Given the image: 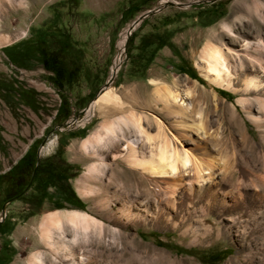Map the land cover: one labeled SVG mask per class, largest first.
<instances>
[{
    "label": "rangeland",
    "instance_id": "obj_1",
    "mask_svg": "<svg viewBox=\"0 0 264 264\" xmlns=\"http://www.w3.org/2000/svg\"><path fill=\"white\" fill-rule=\"evenodd\" d=\"M20 1L0 0V80L15 78L17 86L28 91L23 99L0 93V264H72V259L80 264H264V203H255L245 189L250 174L264 183V126L247 117L251 109L264 114L256 100L264 97V77L258 88L242 85L243 78L253 74L245 68L246 53L264 52V0ZM162 2L176 4H167L130 28L137 17ZM124 33V56L112 75ZM207 42L225 54L230 78L219 83L205 79L198 65L203 66L200 56ZM10 46L11 50H4ZM11 54L18 63L10 60ZM152 79L178 80L180 93L186 84L193 91L191 118L213 130L216 143L208 157H201L236 170L234 177L227 174L222 179V188L243 193L234 205H221L220 189L215 198L208 199L207 194L196 197L182 186L160 193L163 203L165 199L171 203L161 216L122 225L115 212L134 186L125 183L129 179L125 163L112 169L115 163L108 152L104 153L102 179L84 181L86 188L100 191L81 192L83 173L97 162L93 150H84L82 141L104 118L110 120L119 113L105 116L96 110L82 124L65 130L58 127L85 110L109 81L125 105L152 120L157 115L169 126L173 114L146 105L152 99ZM152 120H144V125L154 133ZM51 141L54 145L42 152L39 162L36 156L43 177L33 179V173L21 177L22 183L12 192L20 193L7 196L9 169L27 150L37 154ZM95 147L102 152L99 145ZM113 175L119 183L114 187L107 185ZM60 178L75 192L78 208L56 203ZM144 185L153 186L149 180ZM101 202L108 206L102 207ZM71 210L94 216L104 230H100V246L78 245L97 238L99 229L90 228L88 237L80 234L71 244L73 256L65 257V250L60 254L49 246L42 222L49 213H58L62 229L54 227V240L63 242L75 234L66 219ZM112 227L122 231L113 239Z\"/></svg>",
    "mask_w": 264,
    "mask_h": 264
},
{
    "label": "bare ground",
    "instance_id": "obj_2",
    "mask_svg": "<svg viewBox=\"0 0 264 264\" xmlns=\"http://www.w3.org/2000/svg\"><path fill=\"white\" fill-rule=\"evenodd\" d=\"M225 28L230 35H234L228 26H225ZM126 40V33H124L118 43L119 52L112 66V75L117 72V67L122 60ZM245 46L249 47V42H246ZM228 50L233 52L231 48H228ZM201 51L202 55L200 57L202 60L200 61H203V66L198 65V67L201 69L205 79L219 83L224 78H230V68H228L227 58L220 47L207 42ZM233 54L235 53L233 52ZM257 54L258 56L246 53L248 60L245 63V68H250L253 74L246 75L243 78L242 85L244 89H248L249 87L258 88L262 84V79L260 78L264 77V59H262L264 52L259 50ZM151 82L154 85L152 99L146 105L149 108L157 107L160 110H164L168 115L171 114L172 116L173 114L174 116L172 117L174 119L169 126L157 115H154V119L152 120L150 115L148 116L145 112L136 111L133 106L125 105L114 93V90H112L111 81L108 82L106 87L102 88L94 101L85 110L59 126V129L65 130L82 124L96 110L105 116L119 113L118 116L111 117L112 119L110 120L104 118L103 122L92 135L82 141L84 150H93L98 163H93L83 173V178L79 181L81 192L83 194H96L100 191L98 187L86 188L84 181L94 177L102 179L106 167L104 153L108 152L115 163L112 169L116 171V166L119 165V162L125 163L129 172V179L125 183H130L134 186V190L128 189V195L125 196L121 207H118V210L115 212L117 213L115 217L119 219L122 225H127L128 223L136 224L141 221L145 222L148 218L152 219L161 216L167 206L166 204L170 203V200L167 199L165 201V199V203H163L160 193L162 195L163 193H172L174 188L182 186L189 193H193V195L202 196L203 194H207L205 196H208V199L215 198L220 189L221 205L223 207L232 206L231 204L234 205L239 199H242L243 193L235 191V189L230 187H226L227 189L225 187L222 188V185L225 184L222 179L227 174L234 177L236 170L232 169L230 171L228 169L230 165L221 164L218 160L215 161L201 157L207 156L214 151L216 143L212 141L213 130L203 125L202 121L196 122L194 121L195 119L191 118L192 114H190V111L191 109L194 110L193 102L195 101L193 91L185 83L186 85H184L182 93H180L178 91L180 81L178 82V80L152 79ZM186 98L188 99L187 102L185 101ZM256 100L264 109V97H257ZM252 110L247 111L249 120L251 119L250 121H253L257 126H264V114H258V109H256L257 113ZM197 114L201 116L200 112ZM149 119L150 121L152 120V123L156 127L154 133L150 132V129H147L148 126L144 125V120L149 122ZM150 128L152 129V125ZM121 143L124 146L120 148ZM53 145L54 141H51V144L42 146L43 152L44 150L50 151ZM95 145H99L102 148V152H98L99 148H96ZM219 160L221 161V159ZM245 163L248 164V162ZM184 176H189L190 178L185 179ZM146 180H149L153 186L146 188L144 185ZM247 181L249 183L245 186V189L248 190L247 194L255 203L263 205L264 183L259 182L252 174L247 176ZM118 184L115 175L111 176L109 182H107V185L113 187ZM167 195L169 196V194ZM99 204L102 207L108 206V202L104 204L101 202ZM4 212L6 213V209H4ZM66 219H68L71 227H73L75 234L72 238H65L63 242L54 240L53 234L54 227L59 230L62 229L61 216L53 211L43 219L42 223L49 238V246L55 252L61 254L65 250L63 256H73L71 244L77 240V236L80 234L84 238L88 237V234L91 232H88L90 228L99 229L97 238L84 239L78 245L87 247L86 243H88L93 248L101 245L99 244L101 241L100 234H102L101 231L103 232L104 229H102V222L100 220L82 210H71V214ZM112 232L113 239L116 233L122 231L117 227H112ZM81 259L83 260L84 258L81 257ZM72 261V264H80L78 263L79 261L77 262L73 259Z\"/></svg>",
    "mask_w": 264,
    "mask_h": 264
},
{
    "label": "trees",
    "instance_id": "obj_3",
    "mask_svg": "<svg viewBox=\"0 0 264 264\" xmlns=\"http://www.w3.org/2000/svg\"><path fill=\"white\" fill-rule=\"evenodd\" d=\"M13 47H7L4 50L5 51H9L11 50ZM10 56V55H9ZM10 60L14 63H18L17 59L14 57V55L11 54L10 56ZM19 81L17 79H11V80H3V82H1L0 80V93H10L11 96L16 97L18 96V99H23V95L25 93H27V90H24L21 87L17 86V83ZM18 88H15V86ZM222 93H226L224 91H222ZM8 95V94H7ZM5 99H7L5 97ZM32 109L36 110L35 107L30 106ZM36 156L37 154H34L30 149L27 150L24 155L17 161V163L11 168L9 169V171L6 173L8 176V183L10 184V188L7 192V196L12 195L13 191H16L17 188L15 189L14 187H16L17 185L19 186L22 181H21V177L23 178L24 176H29L31 175V173H35V178L36 179H41L43 177V173L44 171L40 169L38 164L36 163ZM16 185V186H15ZM3 191V185L0 184V195ZM74 192V191H73ZM20 192L16 193L17 195ZM75 193V192H74ZM1 226V225H0ZM0 232L2 233V231L0 230Z\"/></svg>",
    "mask_w": 264,
    "mask_h": 264
},
{
    "label": "flooded vegetation",
    "instance_id": "obj_4",
    "mask_svg": "<svg viewBox=\"0 0 264 264\" xmlns=\"http://www.w3.org/2000/svg\"><path fill=\"white\" fill-rule=\"evenodd\" d=\"M33 179H35V173L33 172ZM59 177V176H58ZM60 186L59 192H57L56 196L58 197L59 201H56V203H64L69 206L79 207L78 204V198L76 194L73 192V189L69 187L66 183L62 181L60 178ZM16 189V187H14ZM17 196V194H13V197ZM11 197V195L9 196Z\"/></svg>",
    "mask_w": 264,
    "mask_h": 264
},
{
    "label": "water",
    "instance_id": "obj_5",
    "mask_svg": "<svg viewBox=\"0 0 264 264\" xmlns=\"http://www.w3.org/2000/svg\"><path fill=\"white\" fill-rule=\"evenodd\" d=\"M167 4H176V3L165 2V3H162L161 5H157L153 10H149L147 12L142 13L139 17H137L132 22V24L130 25V28L132 29L138 22H140L144 18L150 16L151 14H154V13L158 12L159 10H161L162 8H164L165 6H167ZM111 78L112 77H110V80H111ZM59 130H61V129H59ZM42 152H43V149L41 147V149H38V151H37V162H39V159H40V156H41ZM1 214H2V216H5L4 208L2 209Z\"/></svg>",
    "mask_w": 264,
    "mask_h": 264
}]
</instances>
